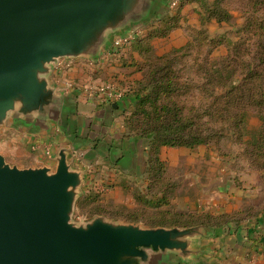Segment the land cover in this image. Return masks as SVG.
I'll use <instances>...</instances> for the list:
<instances>
[{
	"label": "water",
	"instance_id": "1",
	"mask_svg": "<svg viewBox=\"0 0 264 264\" xmlns=\"http://www.w3.org/2000/svg\"><path fill=\"white\" fill-rule=\"evenodd\" d=\"M157 0H0V127L46 128L66 111L48 77L61 59L96 60L111 36L144 23ZM115 107L114 104H112ZM19 169L0 155V264H189L204 226L142 228L96 216L73 223L83 173Z\"/></svg>",
	"mask_w": 264,
	"mask_h": 264
},
{
	"label": "rangeland",
	"instance_id": "2",
	"mask_svg": "<svg viewBox=\"0 0 264 264\" xmlns=\"http://www.w3.org/2000/svg\"><path fill=\"white\" fill-rule=\"evenodd\" d=\"M212 1L214 0H187L180 11L166 13L169 22L165 26L186 24L188 30L183 27V32H179L182 35L179 38H182L183 46L168 48L169 43L165 40H154L166 38L165 36L150 39L146 43H137L134 47L130 45L127 46V50L119 51L120 54L123 52V55L136 54L140 66L152 62L155 57L164 56L165 60L175 59L172 70L178 77L175 81L181 87L179 89L181 94L174 99L184 106L186 111L191 110L188 116L192 118L200 115L203 106L213 101V98L199 90V85L201 86L202 83L199 80L197 65L205 56L213 60L221 56L225 57L228 48L231 58L237 62L241 60L247 65L250 64L245 72L247 73L250 68L256 69L257 58L262 54L257 45L260 41L264 42V38H260L264 36V31L258 28L260 25L264 27V11L253 7L248 0H218V7L228 13L229 20L217 23L213 19H206L207 9L211 7ZM163 9H160V12ZM160 16L156 17L159 19ZM250 23L252 27H249ZM157 29L154 30L162 33L164 26ZM201 31L211 39L210 45L205 43L201 49L194 47L177 54L174 52L185 47L188 42L196 46L197 35ZM145 33L146 31L141 35ZM218 41H224V45L217 46ZM210 50H212L211 54H207ZM126 64L127 60L123 67L124 82H121L119 87L122 91L125 90L124 95L131 96L137 89L135 82L140 77V73L136 71V66L129 68ZM100 82L101 86L108 84L103 83L106 82L103 77ZM185 86L188 87L187 91ZM130 88L133 90L127 91ZM131 110L132 104L125 113L128 115ZM207 120L203 118L200 122ZM247 125L249 131H254L260 122L251 113ZM9 129L7 126L0 127V151L10 154L7 159L11 163L23 164L21 160L28 153L22 144L17 143L16 132ZM234 138L225 136L218 141H212L208 146H198L193 149L162 148L159 158L164 166L160 168L162 175L157 179L155 172L159 167L155 163L149 165L152 172H145L147 157L149 159L151 155L145 149L147 142L139 137H127V146L128 143L134 144L140 152L143 151L136 160L133 172H131V162L128 164L126 161L125 169L128 165V170H125L123 176H119V179L107 188L98 183L107 179L102 174L103 167L92 165V171H95L92 172L93 181L95 180L98 185L87 187L82 184L71 221L76 224L102 216L112 223L139 225L142 228L187 229L204 226L212 230L210 235L221 233L223 228L229 229L232 235L238 230L239 234L245 232L243 234L247 236L245 244L239 243L236 249L234 246L238 255L251 249L252 243L258 238L259 244L264 245V168L252 165L241 145L236 144ZM13 157L18 159L14 160ZM109 177L114 178L112 171ZM162 191L166 197L164 203L159 200ZM89 192L93 195L91 196ZM89 195L91 197L87 198ZM98 211L101 215L92 216L93 212ZM189 213L200 216L209 214L214 220L211 221L210 226L199 224L181 227V224L187 221L185 216ZM158 220L178 221L180 225L168 224L169 226L166 227L148 225ZM230 238L234 242L229 244L238 243L236 237ZM230 260L237 263L239 256L233 254ZM241 262L243 261L240 260L239 264Z\"/></svg>",
	"mask_w": 264,
	"mask_h": 264
},
{
	"label": "trees",
	"instance_id": "3",
	"mask_svg": "<svg viewBox=\"0 0 264 264\" xmlns=\"http://www.w3.org/2000/svg\"><path fill=\"white\" fill-rule=\"evenodd\" d=\"M249 1L253 7L264 11V0ZM218 3V0L212 1L211 7L207 9L206 19H213L217 23L227 22L229 15L218 7ZM181 8L179 7L176 11H180ZM168 22L166 14L163 15L158 20L157 26L152 25L148 32L146 31L140 38L133 41L132 47L140 42H149L153 38L165 37L179 26V24L165 26ZM160 26H164V31L157 33L154 29H159ZM249 27H252V23ZM258 28L264 31L262 25ZM197 36L196 46L188 42L185 47L174 50V52L177 54L194 47L201 49L205 43L210 45L211 39L207 38L203 31ZM222 44L224 45V41L216 43L217 46ZM257 46L262 54L257 58L256 69L250 68L247 73L245 72L250 64L247 65L241 60L237 62L231 58L228 48L225 57L221 56L213 60L205 56L198 65L196 60L199 80L202 83L201 86L199 85V90L204 95L213 98L211 103L203 106V111L196 118L189 117L188 113L191 110L186 111V108L174 99L181 94L179 93L181 87L175 81L178 77L172 70L175 59L165 60L164 56L155 57L152 62L149 60L150 63L142 66L136 61H131L129 65L136 66L140 77L135 82L137 86L135 92H132L131 96H125L131 101L132 110L128 115L124 114V137H139L147 142L145 149L153 156L150 155L149 159L147 157L146 173L152 172L149 165L155 163L159 167L156 168L155 176L157 179L161 177L160 168L164 165L159 154L162 148L193 149L198 146H208L212 141H218L225 136L235 137L236 144L241 145L250 163L264 168V42L260 41ZM211 51L207 54H211ZM185 89L187 91L188 87L185 86ZM130 90L133 88L127 91ZM251 113L260 122L254 131H249L247 125ZM203 118L208 120L201 123ZM164 194L162 191L161 199H159L163 203L166 202ZM90 195L87 198H90ZM100 213L99 211L93 212L92 216L101 215ZM185 217L187 221L181 224V227L199 224L210 226L211 221L214 220L209 214L200 216L189 213ZM168 224L170 226L180 225L178 221L168 222L166 220L153 221L148 225L166 227L169 226Z\"/></svg>",
	"mask_w": 264,
	"mask_h": 264
},
{
	"label": "crops",
	"instance_id": "4",
	"mask_svg": "<svg viewBox=\"0 0 264 264\" xmlns=\"http://www.w3.org/2000/svg\"><path fill=\"white\" fill-rule=\"evenodd\" d=\"M171 1L157 0L155 8L144 23L128 27L111 36L108 45L101 50L96 60L83 59L90 61L92 65H88L86 62L81 63L60 77H56L53 69L48 77V82L58 94H63L66 109L61 115V124L48 122L46 128L39 129L35 125L7 121L1 128L7 126L10 131H15L17 143L22 144L28 154L21 160L24 163L19 164L8 161L7 158L10 154L0 151V155L5 161L19 169L47 167L54 171L58 152L66 150L67 163L72 169L83 173V185L87 187L93 184L97 186L98 183L107 188L108 185L112 186L117 181L116 179H119V176L122 177L125 170H128V165L125 169L126 161L128 164L131 162V172H133L136 160L143 151L140 152L134 144L129 145L128 143L127 146V138L124 137V114L132 103L124 95L121 100L108 105L101 100V96L94 89L101 86L100 81L103 77L106 81L103 82L104 84H112L117 90L125 93V90L122 91L119 87V84L124 82L122 80L124 79L125 62L127 60L128 67L132 68L129 65L131 61L138 62L139 59L133 53H124L123 55L122 52L120 54L119 51H125L128 47L113 48L112 42L130 32L137 34L136 39L140 38L142 33L152 28V25L157 26L158 20L163 15L176 11L186 2H183L177 9L171 10L169 8ZM160 9L163 11L160 12ZM158 15H161L159 19L156 17ZM185 25V23L179 25L180 27L169 32L166 38L153 39L165 40L169 43L168 48L181 47L184 42L182 38H179L182 36L179 32H183ZM107 52L110 54H106ZM58 79L60 83L72 84V88L64 91L63 85L57 84ZM13 137L15 136L13 135ZM17 157L12 159L16 160ZM94 164L103 167L102 174L107 177L106 181L100 180L98 183L93 181L92 172L95 173V171H92V165ZM111 171L114 178L109 177ZM228 230L223 228L221 233L216 232L209 237L196 239L193 248L198 253L190 257L189 264H239L240 260L243 261L240 264H264V245L259 244V238L252 243L251 249L238 255L235 250L236 246L239 243L245 244L247 236L243 234L245 232L239 234L238 230L232 235V232ZM230 237H236L238 243L232 245L234 241H231ZM231 242L232 244H229ZM233 254L239 256L237 263L230 260ZM166 264L181 263L173 258Z\"/></svg>",
	"mask_w": 264,
	"mask_h": 264
},
{
	"label": "built area",
	"instance_id": "5",
	"mask_svg": "<svg viewBox=\"0 0 264 264\" xmlns=\"http://www.w3.org/2000/svg\"><path fill=\"white\" fill-rule=\"evenodd\" d=\"M185 1L187 0H172L169 4V8L171 10H175ZM136 35L137 34H135L134 32H130L129 34L114 39L112 42L113 48H125L129 46L137 37ZM108 54H110V52ZM84 62H86L88 65H92L90 61H85L83 59H77V60L61 59L54 67L53 71L56 77H60ZM57 84L59 86L60 84H62L63 85L62 89L64 91H68L70 88H72V84H69L67 82L60 83L59 79L57 80ZM96 93L100 95L101 100L108 105H111V103L119 101L124 97L123 92L117 90L112 84H105L103 86L97 87Z\"/></svg>",
	"mask_w": 264,
	"mask_h": 264
}]
</instances>
